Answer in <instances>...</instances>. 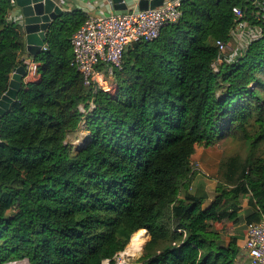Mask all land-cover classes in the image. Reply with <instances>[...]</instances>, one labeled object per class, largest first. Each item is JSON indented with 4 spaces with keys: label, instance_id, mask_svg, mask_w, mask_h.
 <instances>
[{
    "label": "trees",
    "instance_id": "trees-1",
    "mask_svg": "<svg viewBox=\"0 0 264 264\" xmlns=\"http://www.w3.org/2000/svg\"><path fill=\"white\" fill-rule=\"evenodd\" d=\"M179 2L176 22L128 47L113 92H93L71 64L85 15L50 22L33 57L38 78L0 119V264H117L139 231L136 264H237L241 235L225 242L213 223L264 217V11L252 0ZM11 5L0 0V98L23 47ZM235 6L260 31L220 61L215 41L231 37ZM225 136L248 151L220 163L205 206L190 190L192 156Z\"/></svg>",
    "mask_w": 264,
    "mask_h": 264
},
{
    "label": "built area",
    "instance_id": "built-area-1",
    "mask_svg": "<svg viewBox=\"0 0 264 264\" xmlns=\"http://www.w3.org/2000/svg\"><path fill=\"white\" fill-rule=\"evenodd\" d=\"M252 4L264 11V0H252ZM179 6V0H165L162 5L145 10L127 9L86 16L70 38L71 64L81 74L84 84L92 87L93 92H113L116 87L113 71L121 67L128 47L136 41L154 39L164 25L176 22L181 15ZM233 13L236 22L230 31L231 37L215 41L219 55L223 57L228 53V61L260 31L256 25L252 26L246 19H241L243 11L240 7L235 6ZM240 40L243 43L235 46ZM23 65L26 70L24 82L38 78L37 62L33 56L27 57ZM213 68L217 70L215 64ZM92 107L93 103L90 102L89 109ZM79 109L84 111L82 105H79ZM242 250L248 264H264V217L247 225Z\"/></svg>",
    "mask_w": 264,
    "mask_h": 264
},
{
    "label": "rangeland",
    "instance_id": "rangeland-1",
    "mask_svg": "<svg viewBox=\"0 0 264 264\" xmlns=\"http://www.w3.org/2000/svg\"><path fill=\"white\" fill-rule=\"evenodd\" d=\"M86 136L83 124L78 131L71 134L67 138V142L73 146L78 144ZM248 151L247 143L239 137L225 136L214 142L210 146L198 145L191 160V168L194 171L193 179L190 183V190L198 195L203 196V205H208L215 195V189L219 182L220 174L218 167L220 163L232 155H239L245 157ZM183 191L181 192L182 195ZM243 209L240 211L241 217L244 215L247 209L246 198L242 200ZM215 228L221 229V237L223 241L227 242L230 235L236 234L244 235L246 225L243 220L238 223H233L229 220L222 222H214ZM240 237V238H241ZM141 250L132 256H116V263L118 264L119 259L123 258L128 264H136L135 261L139 257Z\"/></svg>",
    "mask_w": 264,
    "mask_h": 264
},
{
    "label": "water",
    "instance_id": "water-1",
    "mask_svg": "<svg viewBox=\"0 0 264 264\" xmlns=\"http://www.w3.org/2000/svg\"><path fill=\"white\" fill-rule=\"evenodd\" d=\"M165 0H138V9L145 10L154 8L163 4ZM116 11L127 10V4L124 0H112ZM60 13V12H58ZM54 11H45L42 3L33 5L31 12L25 14L23 19V28L25 32L26 50L31 56H35L44 45V33L50 22L58 14ZM222 55H219L221 61ZM26 70L23 64L17 65L11 74L8 88L0 98V119L5 114L10 103L15 100L20 90ZM147 240V239H146Z\"/></svg>",
    "mask_w": 264,
    "mask_h": 264
},
{
    "label": "crops",
    "instance_id": "crops-1",
    "mask_svg": "<svg viewBox=\"0 0 264 264\" xmlns=\"http://www.w3.org/2000/svg\"><path fill=\"white\" fill-rule=\"evenodd\" d=\"M127 4V9H138V0H124ZM11 8L8 12V20L15 23L21 33L23 47L19 50L18 60L22 64L27 57L31 56L26 50L25 32L23 28L24 13H30L34 4L42 3L45 11L68 12L80 10L85 17L88 15H99L108 12H115L112 0H11ZM242 39V38H241ZM239 40V39H238ZM243 40L235 43L239 45ZM24 80V78H23ZM246 232V229H245ZM244 235L239 238L238 244L241 247L240 253L236 256L237 264H248V258L242 250V244L245 239ZM122 253V252H121ZM121 253H119L121 255ZM4 264H28L25 260L11 261Z\"/></svg>",
    "mask_w": 264,
    "mask_h": 264
},
{
    "label": "bare ground",
    "instance_id": "bare-ground-1",
    "mask_svg": "<svg viewBox=\"0 0 264 264\" xmlns=\"http://www.w3.org/2000/svg\"><path fill=\"white\" fill-rule=\"evenodd\" d=\"M145 231H139L136 233H133L130 242L125 248L124 251H122L121 255L122 256H132L138 253L144 242H145ZM118 259V258H116ZM118 264H128L123 258L119 259Z\"/></svg>",
    "mask_w": 264,
    "mask_h": 264
}]
</instances>
